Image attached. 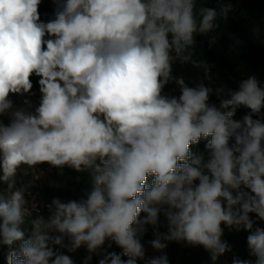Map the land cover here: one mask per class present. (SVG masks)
<instances>
[{
    "label": "clouds",
    "instance_id": "1",
    "mask_svg": "<svg viewBox=\"0 0 264 264\" xmlns=\"http://www.w3.org/2000/svg\"><path fill=\"white\" fill-rule=\"evenodd\" d=\"M41 2L0 0V116H10L7 125L0 122V181L7 184L0 243L10 248L8 264H74L53 246H85L84 264L91 254L102 255L99 264H169L166 254L146 257L147 226L154 250L184 241L215 260L228 250L222 225L250 230V213L264 220V86L255 76L232 78L239 89L217 107L209 103L212 88L172 74L175 62L190 63L210 79L208 65L194 58L195 36L217 28L230 6L53 0L54 16L44 22ZM33 75L39 105L34 112L14 108L12 95L33 94ZM169 82L178 97L164 94ZM241 106L257 118L234 120ZM202 140L207 158L192 151ZM41 163L90 172L92 186L79 201L54 198L47 218L29 219L15 176L22 165ZM161 215L166 233L159 231ZM106 241L127 259L104 249ZM247 244L255 264H264V229L248 235Z\"/></svg>",
    "mask_w": 264,
    "mask_h": 264
},
{
    "label": "trees",
    "instance_id": "2",
    "mask_svg": "<svg viewBox=\"0 0 264 264\" xmlns=\"http://www.w3.org/2000/svg\"><path fill=\"white\" fill-rule=\"evenodd\" d=\"M223 5L230 6L227 18L218 17L216 23L219 25L212 31L195 36V44L193 46L194 58L202 61L209 67V78L205 77L202 68H195L192 64H173L172 74L175 77H183L185 83L189 86H196L204 83L205 86L213 89L210 94L209 103L219 107L220 99L227 98L229 90H238L237 82L232 78L244 80L249 76H255L264 86V0H197V9L199 7L214 8L219 11ZM55 4L53 0H42L39 6L41 20L47 22L54 16ZM33 88L31 96L37 101L41 98L39 92V77L33 75L30 77ZM223 88L224 94L218 97L215 93L216 89ZM164 94L168 96H179L180 90L175 82H169L164 90ZM264 109H262V112ZM245 115H252L253 119L257 118L256 114H252L249 109L241 106L237 109L234 120L242 121ZM207 141L202 140L198 145H192V151L196 154H203L207 158L208 150L206 149ZM53 167V175L60 174L66 178L67 192L64 193L60 189L52 188L47 197L49 205L55 195H62L68 201H79L85 196V192L90 190L92 186L90 172L78 173L75 170L65 166L63 168ZM151 182V177L148 183ZM49 208L46 215H49ZM253 221L252 228L245 229L243 226L237 228L224 227L223 241L228 245V250L224 254L219 255L215 260L211 258V254L203 247L195 257H187L184 252L183 241H172L171 249L167 247L157 255L166 254L169 264H233L234 259L251 261L255 264V257L250 255L247 244V237L256 229H264V220L260 219L256 214L250 213ZM167 232V227L164 233ZM111 244V247L108 245ZM8 245L0 243V264H5V258L1 255L4 247ZM108 252H114L124 257L119 252L120 248L112 241H106L103 246ZM90 253L85 246L79 248L76 256L72 255L71 259L74 264H84L85 258ZM92 259L89 263L99 264L102 255L91 254Z\"/></svg>",
    "mask_w": 264,
    "mask_h": 264
},
{
    "label": "built area",
    "instance_id": "3",
    "mask_svg": "<svg viewBox=\"0 0 264 264\" xmlns=\"http://www.w3.org/2000/svg\"><path fill=\"white\" fill-rule=\"evenodd\" d=\"M240 84V81L238 82ZM11 99L13 101L14 108H26L29 111L35 110V107L31 105L29 108L24 102L27 100L31 102V95H12ZM259 118L264 119V114H261ZM0 122L7 125L10 123V116L3 115L0 116ZM54 173L53 167L48 163H41L32 167L27 165H22L15 176V188H25L24 196L26 200L25 207L30 211L31 216L29 219L35 218L36 216H43L48 210L49 200L45 196L43 190L47 187L45 186L47 181L52 177ZM7 190V184L1 181L0 192ZM31 234V233H30ZM30 234H25V238H28ZM20 242H17L19 246ZM60 252L65 255L76 256L79 252L77 249L74 252L66 251V248H61Z\"/></svg>",
    "mask_w": 264,
    "mask_h": 264
},
{
    "label": "rangeland",
    "instance_id": "4",
    "mask_svg": "<svg viewBox=\"0 0 264 264\" xmlns=\"http://www.w3.org/2000/svg\"><path fill=\"white\" fill-rule=\"evenodd\" d=\"M31 102L30 104L33 106V107H37V101L35 99H30ZM0 184H1V181H0ZM47 188L44 191L45 193V196L46 197H50L48 196L49 193H51V189L52 188H57V189H60L62 192L66 193L67 192V182H66V178L63 176L62 172H60V174H56V175H52V177L47 181L46 185H45ZM54 198H58L60 199L62 202L65 201V199L62 197V195H55L53 197H51L50 199H54ZM50 215V214H49ZM49 215H46V218L49 216ZM30 220H26V223L24 225H22V230L26 233V234H30V223L28 222ZM160 223H161V226L159 228V231L164 233V230L166 228V221H165V218L163 217V215L160 216ZM148 230L147 232L145 233V235L143 236L142 238V243L144 244L145 248H146V257H153L154 255H157L158 254V250H154L151 245L148 243V241H150L151 239L154 238L153 236V229L151 226H147ZM171 242L172 241H166L165 243L167 244V249H171ZM184 252L183 254H185L187 257L191 256V257H195L196 255L199 254V252L201 251V246H190L188 245L186 242H184ZM54 247V250H58L60 251L61 248L59 246H53ZM12 249H18L19 246L17 245V243H14L12 246H11ZM10 251V248L9 246H7L6 248L4 247L3 249V252H2V256L5 258V264H8L7 262V255H8V252ZM66 251H67V248H66ZM122 256H123V251L122 249H120L119 251ZM124 259L126 260L127 257L123 256ZM91 264V263H89ZM138 264H144V261H138Z\"/></svg>",
    "mask_w": 264,
    "mask_h": 264
}]
</instances>
